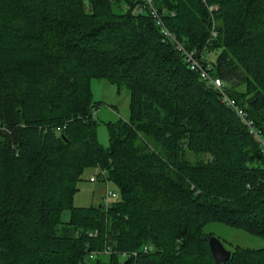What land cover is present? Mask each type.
Returning a JSON list of instances; mask_svg holds the SVG:
<instances>
[{
    "label": "trees",
    "instance_id": "1",
    "mask_svg": "<svg viewBox=\"0 0 264 264\" xmlns=\"http://www.w3.org/2000/svg\"><path fill=\"white\" fill-rule=\"evenodd\" d=\"M152 4L162 23L148 0H0V264H264L241 244L217 263L206 228L264 236V147L165 32L264 138V0ZM94 77L131 94L108 144ZM89 166L109 204L74 203Z\"/></svg>",
    "mask_w": 264,
    "mask_h": 264
},
{
    "label": "rangeland",
    "instance_id": "2",
    "mask_svg": "<svg viewBox=\"0 0 264 264\" xmlns=\"http://www.w3.org/2000/svg\"><path fill=\"white\" fill-rule=\"evenodd\" d=\"M176 42L180 45V40L176 37ZM187 49V48H185ZM201 56V53H199ZM92 87L95 100L100 101L96 109L99 119L98 137L104 144L109 143V128L107 120H116L120 117L129 119L131 116V94L127 86L119 87L117 83L106 77L92 78ZM193 152L190 156L194 157ZM208 155V154H207ZM196 158V157H195ZM101 169L98 166H89L82 174L78 182L79 189L75 194L74 203L79 205H89L91 203H102L105 201L104 193L108 187L118 191L116 184L103 179L100 175ZM94 175L95 178L91 179ZM71 210L69 208L62 212V219L69 220ZM207 229L222 238L228 248L235 244L251 247H264V236L250 232L242 227L230 225L222 221H212L206 225Z\"/></svg>",
    "mask_w": 264,
    "mask_h": 264
},
{
    "label": "built area",
    "instance_id": "3",
    "mask_svg": "<svg viewBox=\"0 0 264 264\" xmlns=\"http://www.w3.org/2000/svg\"><path fill=\"white\" fill-rule=\"evenodd\" d=\"M148 3L150 4L151 11L154 14V16L157 17L158 21L162 23L163 22L162 16H161L160 12L157 10V8L152 4V0H148ZM142 9L143 8H141V10ZM165 32L170 33L174 37V39L176 40V36L174 34H172L171 32H169L167 30H165ZM216 33H217V31H216V29H214L213 34H216ZM179 48L184 49L186 57H187L188 61L190 62L191 68L199 71L201 76L205 79L206 82H208L210 85H213L214 87H216L221 92L223 100L228 105H231L233 108H235V110L241 116V118L244 120V122H246L250 126L251 130L257 134V136L259 137V139H260V141L264 147V138L260 134V130L255 126L254 121L248 117L247 112L244 109V107L241 106L236 101V99L225 88V82H224L223 78L221 76L216 75L215 73L209 71L205 67L201 57L197 54L196 49H194V50L185 49L181 42H180ZM100 174H101V176H103L105 178L106 174H105L104 170H101ZM94 178H95V176L92 175L91 179H94ZM117 195H118V192L115 189L108 187L104 193V198H105L104 202L106 204H109L113 200V198H115ZM144 247L147 250V249H151L153 247V245L152 244H146Z\"/></svg>",
    "mask_w": 264,
    "mask_h": 264
},
{
    "label": "water",
    "instance_id": "4",
    "mask_svg": "<svg viewBox=\"0 0 264 264\" xmlns=\"http://www.w3.org/2000/svg\"><path fill=\"white\" fill-rule=\"evenodd\" d=\"M209 244L217 263L225 261L232 254V249L228 248L222 238L215 234L210 236Z\"/></svg>",
    "mask_w": 264,
    "mask_h": 264
}]
</instances>
